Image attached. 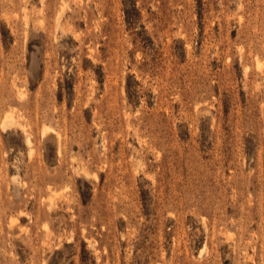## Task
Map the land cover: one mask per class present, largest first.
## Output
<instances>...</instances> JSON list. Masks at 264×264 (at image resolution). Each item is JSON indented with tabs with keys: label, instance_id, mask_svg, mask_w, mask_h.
Returning <instances> with one entry per match:
<instances>
[{
	"label": "rangeland",
	"instance_id": "374dc122",
	"mask_svg": "<svg viewBox=\"0 0 264 264\" xmlns=\"http://www.w3.org/2000/svg\"><path fill=\"white\" fill-rule=\"evenodd\" d=\"M0 264H264V0H0Z\"/></svg>",
	"mask_w": 264,
	"mask_h": 264
},
{
	"label": "bare ground",
	"instance_id": "6f19581e",
	"mask_svg": "<svg viewBox=\"0 0 264 264\" xmlns=\"http://www.w3.org/2000/svg\"><path fill=\"white\" fill-rule=\"evenodd\" d=\"M9 121H10V119H9ZM5 124H7V123L5 122Z\"/></svg>",
	"mask_w": 264,
	"mask_h": 264
}]
</instances>
